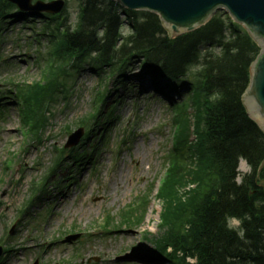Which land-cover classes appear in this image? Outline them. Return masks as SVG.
Wrapping results in <instances>:
<instances>
[{
  "label": "trees",
  "instance_id": "1",
  "mask_svg": "<svg viewBox=\"0 0 264 264\" xmlns=\"http://www.w3.org/2000/svg\"><path fill=\"white\" fill-rule=\"evenodd\" d=\"M79 2L73 27L61 23L65 13L37 15L45 21L41 34L49 38L48 50L40 57L42 78L8 82L12 90L0 95V119L2 101L10 96L18 104L22 132L29 141L40 142L52 105L70 95L68 82L83 66L120 77L130 61H139L142 70L166 79L172 91L182 87L186 94L172 107V142L156 195L160 233L146 238L153 244L151 252L160 264H264V133L241 101L259 54L257 45L224 13L171 39L150 12L124 10L106 0ZM10 14L25 16L0 0V17ZM124 26L127 33L121 31ZM95 96L105 102L103 92ZM98 108L82 118L79 127L92 121L97 125L103 114ZM85 157L77 153V160ZM241 160L250 171L238 184ZM61 162V157L56 159L53 173ZM147 197L121 211L120 227L140 224ZM232 219L239 221L237 229L228 226ZM114 228L110 218L107 231Z\"/></svg>",
  "mask_w": 264,
  "mask_h": 264
},
{
  "label": "rangeland",
  "instance_id": "2",
  "mask_svg": "<svg viewBox=\"0 0 264 264\" xmlns=\"http://www.w3.org/2000/svg\"><path fill=\"white\" fill-rule=\"evenodd\" d=\"M48 1L56 0L45 3ZM66 3L61 23L73 27L80 2ZM12 17L0 19V93L12 89L9 81H40L42 61L38 54L44 55L48 49V37L41 34L43 19L33 18L23 25L24 18L16 16L9 24ZM121 31L127 33L128 29L124 26ZM128 66L120 79L107 72L97 74L88 67L75 75L72 96L64 104L60 101L52 105L53 116L42 143L25 140L17 104L11 98L5 101L11 104L4 109L0 123V246L15 248L2 256L7 264H159L150 252L153 245L144 238V233L148 238L160 233L161 207L156 188L139 228H123L109 235L100 230L106 214L117 219L123 207L163 176L164 155L172 140L174 113L165 93H173L165 89L167 81L143 71L137 60ZM142 79L146 80L144 88L138 83ZM153 84L162 95L154 91ZM180 88L178 95L172 96L176 103L185 97ZM102 90L106 95L110 92L103 105L107 124L88 142L81 143V139L72 148L89 152L93 159L80 167L64 165L66 169L56 173L44 196L33 200L21 215L30 199L32 183H40L52 166L54 147L63 148L66 143L69 130L65 127L75 131L79 120L99 105L93 99ZM110 113L112 118L107 119ZM229 226L236 228L238 223L232 220ZM72 234L81 237L64 242Z\"/></svg>",
  "mask_w": 264,
  "mask_h": 264
},
{
  "label": "water",
  "instance_id": "3",
  "mask_svg": "<svg viewBox=\"0 0 264 264\" xmlns=\"http://www.w3.org/2000/svg\"><path fill=\"white\" fill-rule=\"evenodd\" d=\"M20 11L58 13L61 1L31 5V0H9ZM129 11H147L158 15L171 38L191 33L208 23L218 11H225L240 24L261 48L250 67V84L241 101L249 118L264 133V0H111ZM82 136L78 130L66 147L75 146ZM0 249V255H1Z\"/></svg>",
  "mask_w": 264,
  "mask_h": 264
},
{
  "label": "bare ground",
  "instance_id": "4",
  "mask_svg": "<svg viewBox=\"0 0 264 264\" xmlns=\"http://www.w3.org/2000/svg\"><path fill=\"white\" fill-rule=\"evenodd\" d=\"M112 3L114 4V5H116V6H118V7H122L119 3H117V2H114V1H112ZM158 18H159V16L158 15H156ZM159 21H160V23H161V26L163 27V22H162V20L159 18ZM141 78H143V77H141ZM145 78V77H144ZM146 81V80H145ZM145 81L142 79V80H138V83H139V86L141 87V88H144L143 86L145 85ZM153 86V88H154V91H158V93L160 94V95H162V92L160 91V89H158L157 88V86H155L154 84L152 85ZM140 165H139V167H141V163H139ZM112 183H113V181H112ZM113 184H115V185H117L118 187H120V185H119V183H117V182H115L114 181V183Z\"/></svg>",
  "mask_w": 264,
  "mask_h": 264
},
{
  "label": "clouds",
  "instance_id": "5",
  "mask_svg": "<svg viewBox=\"0 0 264 264\" xmlns=\"http://www.w3.org/2000/svg\"><path fill=\"white\" fill-rule=\"evenodd\" d=\"M241 235H242V233H241Z\"/></svg>",
  "mask_w": 264,
  "mask_h": 264
}]
</instances>
